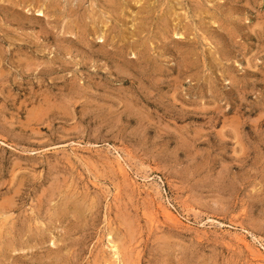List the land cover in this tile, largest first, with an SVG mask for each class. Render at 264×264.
I'll list each match as a JSON object with an SVG mask.
<instances>
[{
    "label": "rangeland",
    "instance_id": "374dc122",
    "mask_svg": "<svg viewBox=\"0 0 264 264\" xmlns=\"http://www.w3.org/2000/svg\"><path fill=\"white\" fill-rule=\"evenodd\" d=\"M0 264H264V0H0Z\"/></svg>",
    "mask_w": 264,
    "mask_h": 264
},
{
    "label": "bare ground",
    "instance_id": "6f19581e",
    "mask_svg": "<svg viewBox=\"0 0 264 264\" xmlns=\"http://www.w3.org/2000/svg\"><path fill=\"white\" fill-rule=\"evenodd\" d=\"M119 168V167H118ZM129 174V173H128ZM114 244V243H113ZM112 247V246H111ZM117 248V247H116ZM114 250H115V247H114ZM116 253V252H115Z\"/></svg>",
    "mask_w": 264,
    "mask_h": 264
}]
</instances>
